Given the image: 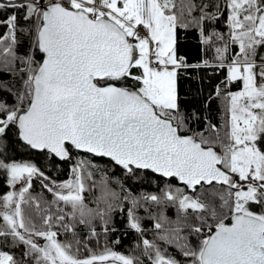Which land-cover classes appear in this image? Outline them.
I'll return each mask as SVG.
<instances>
[{
  "label": "snow or ice",
  "instance_id": "1",
  "mask_svg": "<svg viewBox=\"0 0 264 264\" xmlns=\"http://www.w3.org/2000/svg\"><path fill=\"white\" fill-rule=\"evenodd\" d=\"M225 12L227 33L214 26ZM0 28V73L21 82L12 92L0 81L15 101L0 100V147L15 130L50 161H74L57 182L34 163L0 159L8 185H20L0 196V264H264V0H0ZM189 28L212 61L188 64L177 54V31ZM209 67L224 80L201 111H181L178 73ZM222 94L223 138L203 114ZM196 121L204 130H193ZM147 172L179 186L132 195L125 180ZM33 177L56 205L55 215H41L43 229L27 211L41 213ZM125 204L143 259L86 244L81 257L58 239L59 229L75 236L77 224L96 238V221L107 236ZM9 244L23 247L20 259L3 250Z\"/></svg>",
  "mask_w": 264,
  "mask_h": 264
},
{
  "label": "trees",
  "instance_id": "2",
  "mask_svg": "<svg viewBox=\"0 0 264 264\" xmlns=\"http://www.w3.org/2000/svg\"><path fill=\"white\" fill-rule=\"evenodd\" d=\"M227 12H225L219 19V21L214 25L218 31L227 33L228 27L226 24ZM5 29L0 28V33L4 32ZM27 47V41L25 42V48ZM204 46L201 44L199 31L195 28H189L187 30L178 29L177 31V54L179 56L185 57L188 64L202 63V60L207 58L212 61L214 53L209 50L206 53L202 52ZM238 48V46H235ZM23 51V49H22ZM261 55H264V49H258ZM37 59H40L37 56ZM214 62V61H213ZM226 72L220 69H213L211 67L205 69H195L189 68L187 70H181L176 79V88L178 95V102L180 109L183 112H191L196 109L198 112L202 110V102L205 96L213 92L215 86L224 80ZM0 81L6 82L7 88L15 92L20 87V80L12 75L0 73ZM241 85L239 83H233L231 85V91H237ZM0 100L8 104H13L14 97L6 89L0 88ZM207 116L213 124H216L220 129L221 138L224 137L226 128L224 127L227 123V108L226 102L224 101L223 94L220 99L214 100L211 104L210 109L204 111L203 113ZM192 128L194 131L204 130V124L200 121L192 123ZM15 130L9 134V139L0 147V159L6 162H31L37 165L45 173L46 176L51 177L57 182H62L68 178L70 173V164L74 161L61 162L59 160H49L47 153H42L39 151L31 150L27 148L14 134ZM205 135H214L210 132H205ZM219 151L220 149L217 148ZM74 157L77 154H73ZM82 155V154H81ZM89 159H92L89 157ZM99 163H104V161H97ZM54 165H59V170H57ZM117 175L120 174L119 169H115ZM142 179L139 180H125L126 187L130 190V193L134 196H139L142 193H160V189L164 188L166 184H171L173 187L179 186L175 179L161 178L159 175H153L150 172L141 173ZM98 178V177H97ZM123 179V177L121 176ZM47 181H45L46 183ZM111 187L119 191L115 184ZM9 190V185L7 183V176L3 170H0V196H3ZM30 194L32 197L36 198L39 202L41 213L37 214L35 207L29 208L27 211L34 218L36 228L43 229V223L41 220V215L56 214V205L52 203L53 197L42 185L41 178L33 177L32 186L30 188ZM86 202H91L99 192L94 191L91 193H86ZM92 206V205H90ZM103 207V204H101ZM130 205H124V211L114 212L112 216V223L110 227L114 228L115 231H111L105 236L102 226L99 221L94 222V226L98 233V237L89 238V229L83 225H76V235L73 236L71 232L65 233L63 229H59L58 239L62 243H71L73 246V253L81 257L89 255L87 249H91L93 252H102L105 247L112 249L118 253L137 257L141 256V250L136 247L139 243L138 234L135 230H130L128 228V215L127 208ZM258 210V209H257ZM137 215L143 217L141 221L142 226L151 229V221L147 219V214L143 209L137 211ZM168 215L174 216V209L169 210ZM57 230V229H53ZM152 232L149 231L145 238L152 239ZM79 240V252H76V241ZM119 240V243L115 241ZM4 251H9L10 254L14 255L17 259H20L23 247L16 248L9 244L7 247L3 248ZM169 251L176 255L177 259H182V257L175 252L174 249L169 248Z\"/></svg>",
  "mask_w": 264,
  "mask_h": 264
},
{
  "label": "rangeland",
  "instance_id": "3",
  "mask_svg": "<svg viewBox=\"0 0 264 264\" xmlns=\"http://www.w3.org/2000/svg\"><path fill=\"white\" fill-rule=\"evenodd\" d=\"M140 34L143 36V35H146V30H143V29H141V32H140ZM19 187H20V185H17L15 188H13L12 186H10L9 185V190L5 193V194H7L9 191H18L19 190ZM4 194V195H5ZM42 239L39 241L40 243H42Z\"/></svg>",
  "mask_w": 264,
  "mask_h": 264
},
{
  "label": "water",
  "instance_id": "4",
  "mask_svg": "<svg viewBox=\"0 0 264 264\" xmlns=\"http://www.w3.org/2000/svg\"><path fill=\"white\" fill-rule=\"evenodd\" d=\"M217 151H218V150H217ZM72 165H73V163L70 164V167H72ZM69 174H70V173H69ZM42 243H44V241H43Z\"/></svg>",
  "mask_w": 264,
  "mask_h": 264
}]
</instances>
